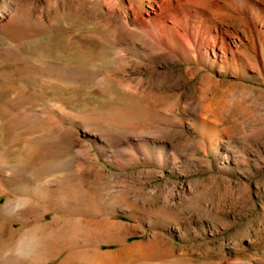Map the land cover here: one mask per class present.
<instances>
[{
  "label": "rangeland",
  "instance_id": "374dc122",
  "mask_svg": "<svg viewBox=\"0 0 264 264\" xmlns=\"http://www.w3.org/2000/svg\"><path fill=\"white\" fill-rule=\"evenodd\" d=\"M0 264H264V0H0Z\"/></svg>",
  "mask_w": 264,
  "mask_h": 264
}]
</instances>
